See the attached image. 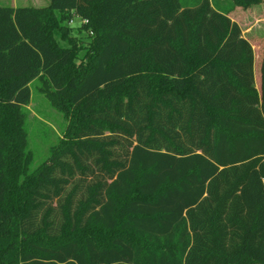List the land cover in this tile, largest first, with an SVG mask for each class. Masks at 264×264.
Returning <instances> with one entry per match:
<instances>
[{
    "label": "trees",
    "instance_id": "trees-1",
    "mask_svg": "<svg viewBox=\"0 0 264 264\" xmlns=\"http://www.w3.org/2000/svg\"><path fill=\"white\" fill-rule=\"evenodd\" d=\"M263 1L0 7V264H264V51L256 88L229 16ZM33 81L66 126L32 169Z\"/></svg>",
    "mask_w": 264,
    "mask_h": 264
},
{
    "label": "rangeland",
    "instance_id": "rangeland-1",
    "mask_svg": "<svg viewBox=\"0 0 264 264\" xmlns=\"http://www.w3.org/2000/svg\"><path fill=\"white\" fill-rule=\"evenodd\" d=\"M209 1L212 5L217 4L221 8L232 5L231 0ZM49 2L50 0H0V7L41 8L47 6ZM229 16L239 26L242 36L252 45L255 55V86L258 88L259 57L264 51V1L261 4L252 5L248 9L234 8ZM79 25L78 18L70 23V27H73L72 35L82 38L84 34L75 30ZM39 86L38 81L31 83V100L26 107L27 148L33 155L32 169L47 159L50 148L57 144L66 126L62 113L56 110L39 91Z\"/></svg>",
    "mask_w": 264,
    "mask_h": 264
}]
</instances>
